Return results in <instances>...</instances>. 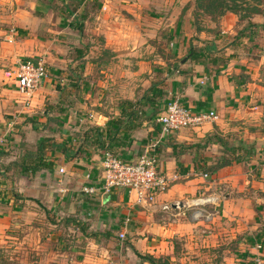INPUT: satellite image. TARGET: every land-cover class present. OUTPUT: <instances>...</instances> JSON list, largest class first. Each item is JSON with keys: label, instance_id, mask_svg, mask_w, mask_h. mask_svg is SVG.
<instances>
[{"label": "crops", "instance_id": "crops-1", "mask_svg": "<svg viewBox=\"0 0 264 264\" xmlns=\"http://www.w3.org/2000/svg\"><path fill=\"white\" fill-rule=\"evenodd\" d=\"M35 1L51 4L50 0H34V3ZM59 1L62 5L68 2ZM85 1L91 0L82 1V5ZM97 1L103 6L99 16L109 19L108 26L111 25L112 32L108 30L104 46L112 53L111 58L116 61L120 55L135 54L137 45L130 46V43L133 44V40L139 42L142 35L140 28L135 29L137 32H132L126 23L118 26L111 21L112 18L123 19L124 9L128 11L129 1L138 0ZM155 1L158 0H140L139 4H143L140 14H146V10ZM51 10L42 12V16L37 17L43 18ZM78 12L69 14L64 8L56 11V18L59 17V23L63 24L58 27L56 34L42 28L41 32L27 33V36L12 44L0 41V135L5 134L10 139L0 147V249L16 243V229H37L38 226L33 223H36L38 216L56 214L59 216L57 221L65 217V224L68 225L69 222L71 228L77 231L65 243L66 246L69 245V253L64 254L67 257L66 264H150L137 254H150L154 257L169 255L173 252V240L177 237H197L196 232L202 220H194L192 215L186 216L189 211L185 209L186 205L182 207L184 209L174 208L173 205L177 202L194 203L198 198L217 195L220 196L217 204H199L195 208H215L212 222L217 218L216 213L232 217L246 214L255 221L254 242L240 250V254L228 258L227 263L256 264L258 256L264 261V134L252 129L259 125V109L255 111L257 106L251 104L256 101L257 96L253 91L256 85L253 64L244 53L240 54L237 43L224 45L225 52L220 56L217 53V43L222 40L221 36L204 43L201 38L203 36H199V49H196L189 45L190 36L179 25L168 27L167 32H156L154 44L157 42V45L152 46L151 54L159 56L162 51L166 55H161L159 61L150 59L149 63L154 71L156 69V79L160 76L161 80H156L154 84L166 94L160 101L156 100L154 105L159 106L164 100L167 102L177 96L195 112L214 110L218 119L198 127L170 132L162 138L157 150L158 169L173 177V181L166 192L156 196L152 204H134V194L124 188L115 189L109 197L86 194L81 192L83 185L100 183L103 149L96 145H85L82 151H76L80 142L75 148L77 138L69 139L65 133L72 134L75 130L79 131V128L65 125L61 119L62 115H68L63 105L67 99H71L74 105L75 97L74 94L71 97L66 94L59 96L57 87L76 85L83 80L90 81V78L95 83L94 76L99 73L96 70L106 68L108 62L105 59L92 60L88 43L84 44L83 37L78 36L77 41L72 40L70 35H76L73 29H77L74 18L79 15ZM133 15L139 17L134 11ZM99 16L97 18L100 20ZM125 18L137 28V21L130 19L127 14ZM24 23L23 28L26 30L31 25V19ZM166 33L170 46L160 42ZM249 36L245 40L251 41V35ZM190 48L194 49L191 57L188 55ZM38 55H43L46 59L48 77L33 92L30 105H25L24 96L16 88V66L14 68L13 64ZM176 58L179 66L174 70L172 67L176 65L171 67L170 64ZM147 63L146 60L136 61L137 68L140 69L146 67ZM91 67L94 71L89 75ZM78 75L82 77L81 80ZM102 85L107 86L106 83ZM52 91L55 94L51 95L55 98L50 97L49 93ZM114 98L118 106L111 108V114L105 111H94L95 115L92 113L95 123L93 127L98 126L103 130L104 145L109 143L118 149L116 151L121 157L132 161L150 139L158 138L160 124L154 122L155 115L151 116L150 112L154 107L151 108L146 103L144 109L138 112V120H134L139 125L136 124L132 129H121V139L110 142L106 125L112 119L120 117L121 113V98ZM145 99L141 98L139 101L145 104ZM46 101L57 103L58 106L54 110L43 109L40 112L42 116L38 120L46 133L42 131L37 140L42 136L54 138L57 133L60 137L62 134V137L53 140L55 144L50 146L55 150L49 149L45 154V160L52 162L51 168L32 171L30 166L34 164L27 157L34 149L25 134L28 129L38 125L35 122L29 123L34 116L32 113L38 112V109L32 111L31 107L47 104ZM109 101L115 100L111 96ZM11 121L14 124L8 126ZM47 131L53 133L49 135ZM222 140L229 141L233 146L231 154L234 151L236 154L232 155L228 165L215 172H207L209 177L205 179L202 177L203 170L223 158ZM238 145L242 146L241 149ZM250 147H253L251 155L245 151V148ZM236 155L241 156V159H235ZM60 168H63V172ZM39 205L47 207L46 210L35 208ZM127 217L129 222L124 226ZM121 232L124 233L122 240L119 238ZM19 240L25 242L27 237Z\"/></svg>", "mask_w": 264, "mask_h": 264}, {"label": "rangeland", "instance_id": "rangeland-1", "mask_svg": "<svg viewBox=\"0 0 264 264\" xmlns=\"http://www.w3.org/2000/svg\"><path fill=\"white\" fill-rule=\"evenodd\" d=\"M82 1L84 0L80 2L82 3ZM139 1L140 0L134 2L129 1L130 4L127 7L128 11L124 9L123 19L112 18V23L118 26L126 23L132 32H137L135 29L140 28V32L142 33L139 42L136 43L135 40H133L134 43H130V46L137 45L135 49V51L137 50L136 53L120 55L116 61L114 58H111L112 53L110 50L104 48L106 36L108 35L107 32L108 30L109 32L112 31L111 25L108 26V24H110L109 19L101 17V15L99 16V11L102 10L103 7H101L100 1H85V4L77 6L73 3L70 4L71 8L76 6L79 15L75 17H78L79 21L83 24L81 32L77 29H73L76 35H70L72 40L77 41L76 39L78 36L83 37L84 44L87 42L88 51H91L89 55L92 56L91 59H105L108 62L106 68L103 67L100 70H96L99 73L94 76L96 80L95 83H93L90 78V81L83 80L76 85H59L57 87L59 89V91H57L59 96L66 94L71 97L72 94H74L73 96L75 97V100L73 99L74 105L71 99H67L65 105L62 104L64 110L68 112V115L66 117L63 115L61 116L65 125L70 124L74 129H76V127L79 128V131L75 130L72 134L65 133V136H69V139H71V137L77 138L75 148H77L79 142L82 141L83 132H85L89 126H94V118L91 116L92 113L94 114V111H105L107 114H111L110 112L118 106L117 100L114 97L121 98V101L131 100L135 103L138 102L140 104L139 106H144V103L139 100L143 98L147 92H151L149 89L156 80L161 82L159 79L160 76L156 79V69L154 71L149 61L153 59L159 61L160 58L166 55V53L162 51L160 52L162 57L161 55L151 54L152 46L157 45V42L154 44V34L158 31L167 32V28H172L174 25H179L180 29L184 32L186 31L188 36H190L189 45L196 49H199L198 44L201 38L204 39V43L206 40L211 42L221 36L222 40L217 43L219 49L217 53L221 54L220 56L225 52L224 45L238 44L240 54L244 53L249 62L253 64L252 71L255 73L254 80L256 85L253 91L257 96L256 101L251 102V104L254 103L252 105L257 106L255 111L259 109L257 120L259 125L252 127V129L260 134H264V0H236L239 11H224L223 14H221L218 9L221 0H216L215 2L214 0L206 1V5L203 4L204 8L200 10L199 7H197L196 0H158L146 10V14H144V12L140 14L143 4H141V6ZM49 2H51V4L40 3V1H35L34 3V0H0V41H4L5 39H3V37L13 28L15 29L14 42L19 38L25 37V35L27 36V33L32 34L41 32L42 28H47L51 34H54V32L56 34L58 27H62L61 25H63L59 23L60 19L59 17L56 18L55 15L56 11L62 8V2L59 0H50ZM211 3L215 4L213 6L208 5ZM47 4H49V6ZM130 5L131 10H129ZM48 10L52 11L49 15H45L43 18L37 17L38 15L42 16L40 14H42V12L46 13ZM133 11L134 14L139 15V17L133 15ZM126 14L130 19L137 21V28L134 27L133 24H130L129 20H126ZM97 15L102 20H99ZM28 19H31V25L25 30L23 24H25L24 22H27ZM139 24H141L140 27ZM249 26L250 31L248 29ZM249 34L251 35V41L245 40ZM201 35L203 37L200 38L199 36ZM244 40L246 42H244ZM169 41L166 33L160 42H164V44L170 46ZM74 55L76 56V54ZM38 56L28 58L34 59ZM80 57H83V55ZM137 60H146L148 63L146 67L140 69L137 68ZM175 60L174 63L171 62L172 64H170L171 67L176 65L172 67L174 70L179 66L178 58ZM81 61H83V59H81ZM13 66L14 68L15 66L17 67V63L15 65L13 64ZM154 66H157V64ZM93 71L91 67L88 70V72H90L89 75H92ZM78 79L81 80L82 77L78 75ZM105 83L107 86L102 85ZM68 87L72 88L68 89ZM49 94L50 97H53L52 95L55 94V92L53 93L52 91V93ZM108 95L110 96L108 97ZM111 96L115 101H109ZM164 101L160 105L159 110L155 113L153 112L156 117L154 118V122L156 123L158 117L156 115L162 112L168 103V101ZM46 103L47 104L43 103L39 107H31L32 111L38 109V112L32 113L34 116H32L29 123L35 122L38 123V125L33 126L32 129H28L25 137L29 138V143L31 142L32 149L34 150L36 148L35 146H37L35 140L41 136L40 133L42 131L45 132V130L41 129L38 120L39 116H42L40 112H42L43 109L54 110L58 106L57 103L52 104L49 101H46ZM85 103L87 106H85ZM150 113H152V111ZM52 114L51 116H53ZM96 117L99 118L98 115ZM111 121H113V119ZM52 133L51 131H47L49 135ZM22 135H24V133H22ZM54 136V138H49L51 140H59L62 134L61 137L58 133ZM7 137L9 136H6L5 139H7ZM9 140L10 139H7V141L5 140L4 143L9 142ZM80 146L84 147L85 144L82 142L79 147ZM113 149L118 150L115 147ZM203 172L207 173L209 171L203 170ZM204 198H206V196ZM192 205L193 206L185 208L189 210L186 216L192 215V211L196 209L195 207H197V205ZM207 205L210 206L209 204ZM35 208H43L46 210L45 208L47 207L39 205ZM177 208L179 209L180 207ZM204 209L207 211L206 214H213L215 212V208ZM216 209L219 210V208ZM216 215L217 218L213 222L210 219L211 216H209L208 220L201 222L196 232L197 237L188 239L186 236H182L174 239L173 252L169 255H162L164 257L158 264H228V258L240 254V250L249 247L252 242H254V232L256 230L253 228V225L255 221L248 218L246 214L236 217L218 215L217 213ZM58 217L59 216L56 214L52 216H38L35 221L36 223H33L38 226L37 229H16V243L11 247L0 249V264H66L67 257L64 254L69 253L67 252L69 245L66 246L65 243L69 242L72 235L77 234V231L71 228L69 222L68 225L65 224V217L57 221ZM23 237H27V241L23 242V240H19L23 239ZM241 254H243L242 251Z\"/></svg>", "mask_w": 264, "mask_h": 264}, {"label": "built area", "instance_id": "built-area-1", "mask_svg": "<svg viewBox=\"0 0 264 264\" xmlns=\"http://www.w3.org/2000/svg\"><path fill=\"white\" fill-rule=\"evenodd\" d=\"M15 29H10L4 36L5 41L12 43L14 41ZM15 73L16 88L24 96L25 105H30V98L33 92L48 77L46 59L44 56L37 58L21 59L17 63ZM92 117L94 115L91 114ZM218 119V114L214 110L195 112L184 103L179 97L175 96L166 104L164 110L158 115L157 123L160 124V134L158 138L150 139L135 160H125L119 154H114L109 149L102 150L101 156V180L98 185H83L81 192L86 194H100L109 197L117 188H124L129 193L134 194V204L149 205L152 204L158 194L166 192L173 177L162 173L158 169V145L166 134L187 127H198L205 122H211ZM14 124L11 121L8 126ZM5 134L0 135V147L4 144ZM63 172V168H60ZM89 177V175H87ZM202 177L207 179L209 175L204 172ZM217 195L208 196L204 202L192 203L186 202V207L195 205H215L219 201ZM191 203V204H189ZM204 208H196L192 211L194 220H208L212 213H207ZM204 217V218H203ZM211 219V218H210ZM129 222L127 217L124 220V226ZM124 233L119 234L122 240ZM260 247V245L258 246ZM256 264H264V261L258 256L255 259Z\"/></svg>", "mask_w": 264, "mask_h": 264}, {"label": "trees", "instance_id": "trees-1", "mask_svg": "<svg viewBox=\"0 0 264 264\" xmlns=\"http://www.w3.org/2000/svg\"><path fill=\"white\" fill-rule=\"evenodd\" d=\"M206 1H212V0H196L197 2V7H199V10L201 8H204V5H206ZM216 0H214L215 2ZM73 3L74 5H81L82 3L79 0H68L67 3H64L62 5V8H64L65 10H68L69 14L72 13H76L77 9L76 6L71 8L70 4ZM215 3H211L208 4L210 6H213ZM238 4L236 2V0H221L219 3V12L221 14H223L224 11H232V12H238L239 8H238ZM81 19V18H80ZM74 24L77 26V30L79 32H81L83 24L79 21L78 17L74 18ZM250 29V26L249 28ZM188 55L191 57L194 55V49L190 48L188 51ZM198 61V60H196ZM149 91L151 92H147V94H145L143 96V98L145 99V104L149 103L151 105V108H153V111L151 113L152 115H155L154 113L157 112L159 110V106L154 105L155 101L158 100L160 101L161 99L164 98V95L166 94V92L164 90H161L160 88H157L155 84H153ZM140 104L137 102H132L131 100H122L119 103V106L121 107V113H120V117L114 118L113 121L108 122L107 123V136L109 137L110 142L113 140H119L121 139L119 135L121 132V129H132L136 126L135 121L138 120V112L141 111L143 109L142 106H139ZM154 105V106H153ZM154 112V113H153ZM151 116L149 117L151 119ZM139 125V124H137ZM119 137V138H118ZM82 141L80 142V144L83 142L85 145H96L101 147L102 149H109L110 151H112L114 154H118L116 150L113 149L112 146H110L109 143H107L106 145L103 144V130H101L98 126L93 127L92 125L89 126L85 132H83V136H82ZM219 139V138H218ZM221 140V139H220ZM222 142L224 143V148L223 149V158L220 159L218 162H216V164L214 165H210L208 167H206V170L209 172H215L217 169L228 165V163H230V161L232 160V155L234 156L236 154V152H232L231 154V150L233 148V146H231L229 144V141H224L222 140ZM55 142L53 140H51L49 137H45L42 136L41 138H39V140H37V143L35 146V150L31 151L30 156H28V160L31 161L34 165L30 166V169L32 171H36V170H40L42 168H51L52 166V162H47L45 160V154L46 152L51 149V150H55L54 148H51L53 145L54 146ZM117 145H120L119 141H116ZM160 145V144H159ZM242 146L238 145V148L241 149ZM82 146H80L79 148L76 149V151L80 152L82 151ZM246 153H249L250 155L253 152V147H250L249 149L245 148ZM77 152V153H78ZM241 156H235V159H241ZM142 260L148 261L150 264H158V262L163 259L164 256H158V257H154L153 255L150 254H146V255H141V254H137ZM166 257V256H165ZM168 257V256H167Z\"/></svg>", "mask_w": 264, "mask_h": 264}, {"label": "water", "instance_id": "water-1", "mask_svg": "<svg viewBox=\"0 0 264 264\" xmlns=\"http://www.w3.org/2000/svg\"><path fill=\"white\" fill-rule=\"evenodd\" d=\"M184 206V204L182 202H177L173 205L174 208L180 207L182 208Z\"/></svg>", "mask_w": 264, "mask_h": 264}, {"label": "bare ground", "instance_id": "bare-ground-1", "mask_svg": "<svg viewBox=\"0 0 264 264\" xmlns=\"http://www.w3.org/2000/svg\"><path fill=\"white\" fill-rule=\"evenodd\" d=\"M204 201H205L204 199H202V200L197 199V200H196L197 203H198V202H204ZM196 202H194V203H196Z\"/></svg>", "mask_w": 264, "mask_h": 264}]
</instances>
